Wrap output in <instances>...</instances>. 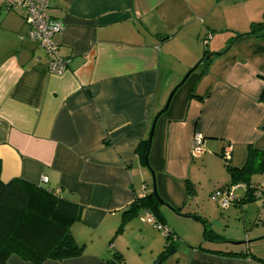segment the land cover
Instances as JSON below:
<instances>
[{"label":"crops","instance_id":"1","mask_svg":"<svg viewBox=\"0 0 264 264\" xmlns=\"http://www.w3.org/2000/svg\"><path fill=\"white\" fill-rule=\"evenodd\" d=\"M6 1L0 0V180L58 190L80 207L71 234L82 253L40 264H151L159 257L158 264H264V195L231 203L223 210L237 224L196 244L194 224L179 230L167 221H201L188 207L199 208L206 192L205 212L217 214L209 194L232 180L221 157L226 144L234 168L244 166L249 147L264 150V0H48L50 15L64 23L53 36L68 61L61 75L48 72L43 50L23 37L21 13ZM203 57L149 141L154 116ZM194 132L205 137L199 156L191 153ZM144 141L159 196L183 215L161 204L162 220L144 208L123 215L152 192L138 150ZM256 174L251 185L264 192V173ZM148 215L176 240L155 232ZM169 243L174 251L165 256ZM1 264L32 263L11 255Z\"/></svg>","mask_w":264,"mask_h":264},{"label":"trees","instance_id":"2","mask_svg":"<svg viewBox=\"0 0 264 264\" xmlns=\"http://www.w3.org/2000/svg\"><path fill=\"white\" fill-rule=\"evenodd\" d=\"M147 143L142 142L138 148L143 161ZM226 167L232 177L231 184L245 185V194L239 197L238 201H249L253 198L251 176L264 173V150L249 147L243 167L234 168L230 163H226ZM159 206L150 191L144 197L135 199L122 213L130 215L144 208L157 220H162ZM176 210L179 212V209ZM79 212L80 207L76 202L59 193L54 194L53 190L41 185L21 178H14L5 183L0 180V264L11 255L32 264L80 255L83 247L74 241L71 234V226L78 220ZM195 218L198 219V216ZM201 222L205 239L216 236L214 232L209 231L206 221L201 219ZM122 228L123 223L116 232ZM170 246L169 243L167 247Z\"/></svg>","mask_w":264,"mask_h":264},{"label":"built area","instance_id":"3","mask_svg":"<svg viewBox=\"0 0 264 264\" xmlns=\"http://www.w3.org/2000/svg\"><path fill=\"white\" fill-rule=\"evenodd\" d=\"M5 5L8 10L21 13L22 20L27 27V31L23 37H27L35 42L37 46L43 50L47 60L46 69L48 72L56 75L63 74L66 71L68 61L60 54L59 46L53 41V36L62 33L64 30V23L50 15L48 0H7ZM209 36L208 34L207 37ZM203 42L205 43L206 41L204 40ZM190 148L192 155L195 156L202 155L206 151L205 137L202 133L194 132L192 134ZM231 152L232 145L226 144L221 152V157L224 162L230 163ZM251 187L253 188V196L260 197L264 195L260 186L251 185ZM239 189L244 191L245 185L236 183L223 186L212 191L210 198L218 204L220 209H226L231 203L239 200L236 194ZM53 193L58 194V190H53ZM147 221L152 223L171 241L176 240V236L171 232L170 228L156 222L152 215H148ZM112 264L124 263L121 261H114Z\"/></svg>","mask_w":264,"mask_h":264},{"label":"rangeland","instance_id":"4","mask_svg":"<svg viewBox=\"0 0 264 264\" xmlns=\"http://www.w3.org/2000/svg\"><path fill=\"white\" fill-rule=\"evenodd\" d=\"M258 175H260V174L254 175L255 181H257L256 176H258ZM206 193H203V195H201L200 198L198 199V207L199 208H197L194 205H191L190 207H188L190 209H188V208H186V209H188L191 212L195 211V213L198 214L200 218H203V220L206 219L207 227L211 233L214 231L216 233H219L220 235H224L223 233L226 230V228L231 227L232 225H236L239 218L235 217L234 220H231L229 217L230 213L223 210V209L218 208L219 206L217 207V214H215L213 216H208V214L205 212L207 207H209L208 203L206 202V198H205ZM210 194H211V192H210ZM210 194H209V196H210ZM202 207H204V208H202ZM195 217H196V215H195ZM195 217H192V218L195 219ZM167 221H168V224L170 226L173 225V227H175L176 229H179V230H181V229L188 230L192 226L191 224H194L197 228V234L193 240L194 241L193 243L196 244V243H199L200 241H203L205 239L202 235V230L204 229V226L200 220L193 221L192 219H184V218L176 217L175 221H173L172 219H169ZM186 224H190V225H186ZM153 230H155V232H157L162 237H164V235L159 230H156L155 228H153ZM151 237L153 239H155V236L153 235V233L151 234ZM225 241H229V240L227 238H225ZM139 247H140V244L136 243V248H139ZM155 260L151 264H153L155 262Z\"/></svg>","mask_w":264,"mask_h":264},{"label":"water","instance_id":"5","mask_svg":"<svg viewBox=\"0 0 264 264\" xmlns=\"http://www.w3.org/2000/svg\"><path fill=\"white\" fill-rule=\"evenodd\" d=\"M206 57H203L201 60H199L198 62H196L186 73L185 75L183 76V78L180 80V82L172 89V91L170 92L167 100H166V103L164 105V107L162 108V110L160 112H158V114H156L153 118V121L151 123V127H150V135H149V141H150V138H151V135H152V132L154 130V127H155V124H156V121L158 119V117L161 115V113H163L165 111V109L167 108L169 102H170V99L172 97V95L174 94V92L184 83V81L187 79V77L194 71V69H196L200 63H202L201 61L205 60ZM150 143V142H149ZM148 149H149V145H148ZM147 153H148V150H147ZM145 154V158H144V161H145V165L149 168L150 172H151V175H152V193H153V196L156 198V200L159 202V204L169 208L170 210H172L173 212H175L177 215H183L181 213H179L176 208H173L171 205H169L167 202H165L158 194L157 192V189H156V183H155V176H154V171L150 168L149 164H148V160H147V155L148 154ZM249 240H246V241H224L226 243H229V244H235V245H241V244H245V243H248ZM174 251V249L171 247L169 249V251L165 254V256H168L170 255L172 252ZM161 261V258H157V260H155V262L153 264H158L159 262Z\"/></svg>","mask_w":264,"mask_h":264}]
</instances>
